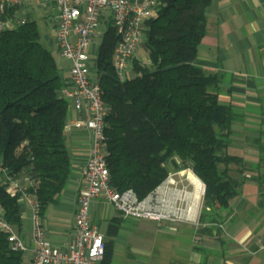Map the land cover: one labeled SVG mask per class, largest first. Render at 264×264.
<instances>
[{
	"label": "trees",
	"instance_id": "1",
	"mask_svg": "<svg viewBox=\"0 0 264 264\" xmlns=\"http://www.w3.org/2000/svg\"><path fill=\"white\" fill-rule=\"evenodd\" d=\"M210 4L163 0L145 22L140 55L147 59L133 58V76L120 80L115 73L117 37L111 24L92 59L110 108L105 119L109 183L118 191L131 189L142 199L169 173L189 167L205 186L200 214L204 224L220 221L221 211L229 208L242 183L229 169L240 159L226 153L234 112L219 101L218 78L194 64ZM64 85L34 19L27 16L24 23L0 31V179L4 170L19 180L40 216L66 189L71 175L65 139L70 107L60 96ZM20 196H11L7 183L0 181L4 218L19 230ZM123 218L117 214L108 220L100 264H112ZM202 229L211 233L212 228ZM0 264H23V252L13 250L2 232ZM168 264H207V259Z\"/></svg>",
	"mask_w": 264,
	"mask_h": 264
},
{
	"label": "built area",
	"instance_id": "2",
	"mask_svg": "<svg viewBox=\"0 0 264 264\" xmlns=\"http://www.w3.org/2000/svg\"><path fill=\"white\" fill-rule=\"evenodd\" d=\"M163 0H0V31L15 23H24L28 4L49 7L52 16L53 44L62 58L69 60V77L60 91L76 117L68 118L65 130L85 129L90 147L81 171L83 188L77 194L72 239L65 248L48 240L37 204L22 183L2 170L1 182L7 192L27 199L32 207L31 239L34 244L30 264H100L105 252V236L92 223L91 209L96 199L112 205L123 217L148 220L157 224H191L200 227L204 184L188 190L192 169L171 172L147 196L139 199L133 190L118 191L109 183L106 164L105 119L110 108L103 100L100 75L92 70V59L108 24L117 37L112 64L117 77L124 80L133 58L145 39V22L156 15ZM56 12L54 15L53 12ZM187 171V173H185ZM189 171V173H188ZM184 172L185 176H184ZM184 176L177 180L174 176ZM0 232L6 234L11 248L27 250L16 227L6 221L0 207ZM198 241L199 237L194 236Z\"/></svg>",
	"mask_w": 264,
	"mask_h": 264
},
{
	"label": "crops",
	"instance_id": "3",
	"mask_svg": "<svg viewBox=\"0 0 264 264\" xmlns=\"http://www.w3.org/2000/svg\"><path fill=\"white\" fill-rule=\"evenodd\" d=\"M27 6L30 15L34 5ZM140 54L141 50L136 57ZM194 64L218 78L219 101L234 112L226 153L240 159L230 164L229 169L231 176L242 183L238 195L230 201L228 209L221 211L217 223H201L197 228L175 225L177 231L188 230L193 235L184 258L192 263L205 256L207 264H264V0H211L206 11V34L198 46ZM76 116L71 109L70 117ZM65 139L71 155L70 179L66 189L40 216L46 238L59 248H65L72 239L76 198L84 185L81 171L89 152L90 134L85 129H69ZM192 174L196 179L189 176L190 182L184 184L197 189L201 180ZM101 200L94 201L91 217ZM22 220L17 231L27 247L24 264H30L34 248L32 207L24 198ZM206 226L212 228L211 233L202 229ZM195 235L198 241L194 240ZM194 246L200 247L205 255Z\"/></svg>",
	"mask_w": 264,
	"mask_h": 264
},
{
	"label": "rangeland",
	"instance_id": "4",
	"mask_svg": "<svg viewBox=\"0 0 264 264\" xmlns=\"http://www.w3.org/2000/svg\"><path fill=\"white\" fill-rule=\"evenodd\" d=\"M49 10V7L43 5L35 6L34 11L29 15V19L36 21L41 43L52 52L61 78L67 80L69 77L67 71L69 60L60 57L54 47L53 24L50 23L52 16L51 19L47 16ZM55 13L54 11L53 14L56 15ZM138 57L142 60L147 59L144 55ZM127 74L129 76L134 75L132 61ZM184 176L175 175L174 177L177 180H182ZM185 181H182V183H185ZM188 190L192 191V188H188ZM25 210L30 213L28 206ZM117 214L119 212L112 205L101 200L96 208L94 207L91 220L99 225L100 231L104 233L108 220ZM175 225L178 224H157L148 220L124 217L120 230L115 237L112 264H168L173 261H187L185 260V251L193 241V235L188 230L177 231ZM173 226L175 229H173ZM191 226L194 227V225ZM203 254L205 255V253ZM24 262L26 263L25 254H23V264Z\"/></svg>",
	"mask_w": 264,
	"mask_h": 264
},
{
	"label": "bare ground",
	"instance_id": "5",
	"mask_svg": "<svg viewBox=\"0 0 264 264\" xmlns=\"http://www.w3.org/2000/svg\"><path fill=\"white\" fill-rule=\"evenodd\" d=\"M192 179H196V177L192 174V173H190V175H189ZM198 181V180H197Z\"/></svg>",
	"mask_w": 264,
	"mask_h": 264
}]
</instances>
